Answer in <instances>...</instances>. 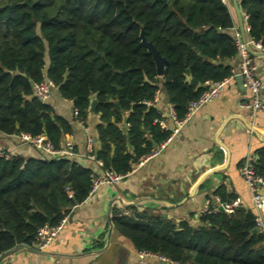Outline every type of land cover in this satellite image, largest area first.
<instances>
[{
    "label": "trees",
    "instance_id": "obj_1",
    "mask_svg": "<svg viewBox=\"0 0 264 264\" xmlns=\"http://www.w3.org/2000/svg\"><path fill=\"white\" fill-rule=\"evenodd\" d=\"M24 1L0 0V131L45 134L59 146L69 124L31 84L47 74L83 121L96 98L102 122L95 153L104 169L128 174L170 135L154 122L157 107L143 103L158 89L183 119L208 81L234 73L237 24L224 0ZM239 2L249 37L264 46V0ZM142 34L166 58L163 74ZM255 168L264 178V147ZM93 173L74 158L0 156V256L19 244L35 246L42 226L57 225L88 197ZM129 209L114 224L138 251L182 264H264L254 210H219L194 225Z\"/></svg>",
    "mask_w": 264,
    "mask_h": 264
},
{
    "label": "crops",
    "instance_id": "obj_2",
    "mask_svg": "<svg viewBox=\"0 0 264 264\" xmlns=\"http://www.w3.org/2000/svg\"><path fill=\"white\" fill-rule=\"evenodd\" d=\"M224 1L232 5L231 0ZM235 22V31L241 32L236 14ZM244 24L247 29L246 20ZM246 35L249 38L248 31ZM252 57L263 83L261 96L264 97V54H252ZM240 60L239 53L231 60L234 72L238 71ZM251 98L252 92L235 77L218 97L200 106L187 119L158 155L134 165L119 183L101 184L82 203L75 205L62 229L43 249L44 253L20 248L0 264H157L152 257H145L141 262L140 251L114 224L118 214L130 212L124 204L140 199L143 200L135 205L140 211L149 210L176 222L187 220L194 225L200 223L201 209L215 206L222 196L240 197V207L257 214L253 194L240 172L242 162L250 156L256 159L258 150L264 147V109L253 115L243 106ZM93 100L96 98H92L91 104ZM47 103L53 107L54 116L69 124L59 146L70 142L77 153L87 155V139L91 136L95 149L100 147V113L89 109L85 121L77 118L73 101L64 98L55 86ZM169 103L161 92L153 106L165 114ZM163 117L167 128L161 129L170 131L174 122ZM0 147L25 160L46 158L33 145L21 142L17 134L0 131ZM67 158H74L95 172L103 168L88 156ZM262 218L264 222V212Z\"/></svg>",
    "mask_w": 264,
    "mask_h": 264
},
{
    "label": "built area",
    "instance_id": "obj_3",
    "mask_svg": "<svg viewBox=\"0 0 264 264\" xmlns=\"http://www.w3.org/2000/svg\"><path fill=\"white\" fill-rule=\"evenodd\" d=\"M248 14L243 12L244 20H248ZM249 25L247 26L246 31L249 32ZM236 42L239 49L240 55V65L238 71H235L228 77H225L222 80L207 82L206 90L194 101H192L187 109V114L183 119L178 118L175 105L169 103L168 111L165 114L161 113V117H158L154 120L155 123L159 124L162 128H167L166 120L164 115L169 117L174 122V126L170 129V135L163 141L153 152L148 155L141 157L138 164H143L149 158L158 155L167 145L174 139V137L180 132L184 123L187 119L203 104L215 99L218 95L226 88L227 84L234 79L237 75H240L243 81V84L252 92V98L243 104L244 107L248 108L253 115H256L259 111L264 109V97L261 96L262 90V80L256 73V65L253 61L252 54L249 52L248 47L255 52L264 51V46L260 40L254 38H247V42L244 43L242 34L239 30L235 31ZM54 82L50 76L47 74L44 75V78L34 85V94L43 102H47L51 97L52 88ZM161 89H158L152 100H144L143 103L146 105H153L159 101ZM74 114L78 118L79 111L77 108H74ZM21 142L29 143L35 148L40 150L48 158H67L75 156H88L96 160L100 166H103V163L96 156V149L94 145L93 137L89 136L87 139V150L88 154L77 153L73 143H66L62 146H56L52 140H50L47 135L39 134L33 135L29 132H22L17 134ZM0 156L1 157H10L11 152L5 150L3 147H0ZM256 159L252 156L247 157L241 164L240 172L242 173L245 181L250 187V190L253 194L255 209L257 212L256 221L260 230L264 231V222L262 218V213L264 212V178L259 175L255 168ZM127 174H120L113 170L102 168L100 172H95L92 174V186L90 194L94 193L96 189L103 183L117 184L119 183ZM68 194L70 197L73 196V191L68 189ZM241 198L236 197L230 201H224L221 197L218 198V203L211 207L205 206L201 209L200 214L205 215L209 213H216L219 210H224L227 212H233L238 207L241 206ZM67 220V216L63 218L57 225H44L42 226L36 236L35 247L38 249H45L48 244L54 239L57 233L62 229L63 225ZM145 257H152L157 261H166L169 264L174 263L163 256L153 254L146 251H140V260L143 262Z\"/></svg>",
    "mask_w": 264,
    "mask_h": 264
},
{
    "label": "water",
    "instance_id": "obj_4",
    "mask_svg": "<svg viewBox=\"0 0 264 264\" xmlns=\"http://www.w3.org/2000/svg\"><path fill=\"white\" fill-rule=\"evenodd\" d=\"M231 1H232V5L234 7V11H235L236 17L238 19V24H239V27H240V30H241L243 41H244V43H246L247 42L246 28H245V24H244L243 11L241 9L240 2H239V0H231ZM24 2H27V1L25 0ZM142 42L148 48L150 53L153 55V58H154V60H155V62L157 64V68H158L159 73L163 74L166 58L161 55V53L158 51L156 46L152 42L148 41L143 34H142ZM248 50H249V52L251 54H254V55H263L264 54V51L255 52V51H252L249 47H248ZM236 79H237L239 84H241V85L243 84V81H242V78H241L240 75H237ZM193 81L195 83H197L196 79H193ZM31 84L33 86L35 85V83L32 82V81H31ZM96 107H97V100H93L90 109L92 111H95ZM142 200L143 199L131 201V202H128V203L124 204V206L126 208H129V207L135 206L136 204L140 203ZM257 230H258L257 228H254L253 232H257ZM20 248H27V249H30V250H33V251H36V252H40V253H44L45 252L44 250L38 249L36 247L27 246L25 244H19V245L15 246L14 248H12L11 250H9V251L5 252L4 254H2L0 256V261L3 258H5L7 255L15 252L16 250H18ZM160 264H169V263H167L166 261H160ZM172 264H182V262H174Z\"/></svg>",
    "mask_w": 264,
    "mask_h": 264
}]
</instances>
